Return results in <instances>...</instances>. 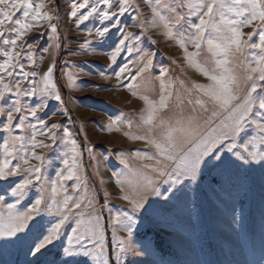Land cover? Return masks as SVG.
Here are the masks:
<instances>
[{
  "label": "snow or ice",
  "instance_id": "obj_1",
  "mask_svg": "<svg viewBox=\"0 0 264 264\" xmlns=\"http://www.w3.org/2000/svg\"><path fill=\"white\" fill-rule=\"evenodd\" d=\"M148 2L152 6V20L146 23L152 27L162 26L163 34L183 50L188 66L205 77L207 83L193 82L184 97L174 93L176 84L166 80L168 70L162 68L157 76L160 81L158 100L140 94V80L153 66V56L146 51L140 52L138 60H127L113 71L112 75L121 82L119 86L144 101L142 124L150 131L156 128L163 131L159 136L125 133L130 139L142 140L154 149L151 154L137 150L134 156L152 161L144 163L142 168L154 175L143 171L140 175L143 187H151L160 202L157 207L146 209L147 200L140 194V182L121 178L133 172L127 154H122L119 162L123 169L114 171L113 176L122 190L126 182L130 183L134 194L125 192L119 197L130 207L115 215L108 208L107 199L102 205L108 209L107 228L111 229L115 245L110 256L104 218L94 208L97 195H88L86 180L79 171L83 152L77 140L69 129L61 131L60 125L48 124V118L37 115L47 108L48 100L61 104L63 100L54 83L55 63L39 76L34 52L37 40L29 42L25 38L47 24L46 31L51 36L41 52L53 45L59 49L58 28L52 23L59 17L48 9L46 0H0V133L4 134L0 137V182L21 176L19 182L4 189L13 202H7L5 194H0V207L4 209L0 211V242L24 249L25 255L33 258L27 264H37L50 246L62 238L66 244L58 254L59 264H74L80 257L87 258L90 264H126L125 257L136 242L137 227L143 219L140 213L170 222L181 211L186 188H199L207 181L214 186L213 191L215 188L223 191L234 183L232 166L236 161L244 165H264V0H171L174 6L160 5L159 0L156 6L153 0ZM69 7L68 15L77 26L90 18L101 23V27L85 29L89 36L95 35L98 39L83 42V49L96 51L91 46L105 44L115 28L119 36L104 53L111 61L109 67L116 65L122 54L132 56L131 45L139 43V34L128 31V26L121 28L119 21L130 10L140 15L138 6L134 7L131 0H70ZM164 10L171 15L164 14ZM190 20L194 22L189 23ZM140 27L144 29L145 25ZM245 28L252 31L245 32ZM44 34L39 33L38 38ZM189 46L194 50L190 51ZM32 65H36V69L25 70ZM134 67L137 70L133 73ZM68 78L69 83L74 84L71 74ZM25 83L27 86L22 87ZM180 86H184L183 81ZM185 103L193 112L208 113L202 131L197 132L199 125L193 127V116L183 115ZM173 106L181 109V113L175 120L165 118L164 114ZM125 123L131 128L132 121H125L124 114L110 117L104 130L119 131ZM249 128L252 134L245 138ZM57 132H60L59 137ZM58 140L65 147L60 156L63 167L56 178L51 179L44 175L51 161L37 149H52ZM87 151L91 153L93 149ZM73 180V193H81L83 189L82 195L68 194L66 182ZM157 180L167 187L161 190L156 185ZM33 190L36 196L30 206L18 207ZM230 211L233 225L243 231V210L238 214L233 205ZM68 224H71L70 234L64 232ZM121 231L126 232V236L119 235ZM132 250L139 256H153L151 242ZM260 264H264V259Z\"/></svg>",
  "mask_w": 264,
  "mask_h": 264
},
{
  "label": "rangeland",
  "instance_id": "obj_2",
  "mask_svg": "<svg viewBox=\"0 0 264 264\" xmlns=\"http://www.w3.org/2000/svg\"><path fill=\"white\" fill-rule=\"evenodd\" d=\"M69 3L70 0H46L48 9L53 10L59 17L52 21L58 28L59 49L53 45L46 52H41V49L48 45L49 36H51V33L46 31L47 24L43 28L35 29L25 38L29 42L37 40L34 52L39 65V76H43L48 67L55 63L54 83L63 100L62 104L54 99L48 100L47 108L37 115L48 118V124L60 125L61 131L67 128L73 133L79 150L83 152L79 171L86 180L88 195L91 196L93 193L97 195L94 208L97 214L103 216L107 228L108 209L102 208L106 199L108 208L115 215L118 211L128 210L130 207L127 201L119 197L125 192L134 194L130 183L126 182L122 190V187L116 183V177L113 176L114 171L120 172L123 169L119 162L122 154H127L128 163L133 172L121 178L125 181L140 182V194L147 200L146 209L149 206L153 208L158 206L159 199L152 194L151 187H143V178L140 175L142 171L154 175L142 168L144 163H152V161H142L134 156L137 150L151 154L154 149L142 140L130 139L125 133L159 136L163 131L161 128L150 131L142 124L144 101L139 96H133L128 89L119 86L121 82L112 75L113 71L127 60H138L141 51L152 55L153 66L141 78L138 89L140 94L147 95L152 100H158L160 95V81L157 76L162 68L168 70L166 80L176 84L174 93L184 97H187V89L191 88L193 82L207 83V80L194 68L188 66L183 50L174 40L168 39L163 34L165 30L162 26L152 27L146 23L152 20V6L148 0H131L134 7L138 6L140 15L137 16L136 11L130 10L119 18L121 28L128 26V31L139 34L137 36L139 43L133 42L131 45L133 48L131 57L122 54L117 64L111 67H109L111 64L109 56L104 53L116 42L119 33L113 28L105 44L94 43L91 46L96 51L83 49L81 47L83 42L98 39L95 35L89 36L85 29L101 27V23L90 18L85 24L77 26L75 20L68 15ZM159 4L174 6L171 0H159ZM153 6H156V0H153ZM180 11H187V9H180ZM164 14L171 15L166 10ZM192 22L194 20L189 21V23ZM141 24L145 25L144 29L140 27ZM244 31L250 32L252 29L245 28ZM42 32L45 33L44 36L38 38V34ZM253 39L256 38L253 37ZM189 50L194 49L189 46ZM200 59L203 61L204 55ZM36 67L32 65L25 70L31 72ZM136 70L134 67L132 72ZM68 74L72 75L74 84L69 83ZM180 81L184 82L183 87L180 86ZM25 86H27L26 83L22 84V87ZM26 99L30 103L33 102L30 98ZM182 111L185 117L191 115L195 118L193 127L200 126L197 132L203 130V120L208 115L207 112L200 110L193 112L187 103L183 105ZM180 113L181 109L173 106L164 115L165 118L175 120ZM120 114H124L125 121L129 119L132 121L131 128H128L125 123L119 131L104 130L110 117ZM251 134L252 129L249 128L244 134L245 138ZM3 135L0 133V137ZM57 136H60V132H57ZM38 139L51 143L44 137H38ZM88 148L93 151L89 153ZM64 150L65 147L59 140L52 149H37L51 161L45 167L46 177L56 178L57 172L63 167L60 156ZM33 163L37 162L33 161ZM232 173L235 177L234 183L223 191L219 188L213 191L214 186H210L207 181L199 188H186L185 195L182 197L181 211L170 222L146 215L144 212L140 213L143 219L137 227V234L134 237L136 242L132 248L139 249L141 245L151 242L153 256H139L130 248L125 257L126 264H260V261L264 259V165H244L236 161L232 166ZM20 179L21 176H15L0 182V194H5L7 202H13V200L6 195L4 189L19 182ZM66 183L69 195L75 197L83 194V189L81 193H73L74 180ZM156 185L161 190L167 187L159 180L156 181ZM35 196L34 190L29 192L28 197L18 207L23 209L30 206ZM233 205L237 207L238 214L241 209L243 210V231L232 223L230 210ZM3 210L0 207V211ZM70 228L71 224L66 225L64 232L70 234ZM107 231L108 251L111 256L115 245L111 240V229L107 228ZM119 235L126 236V232L121 231ZM65 244L66 240L63 238L57 241L50 246L37 264H59L58 254ZM32 259L31 256L25 255V250L19 245H4L0 242V264H27V261ZM74 264H90V262L87 258L80 257Z\"/></svg>",
  "mask_w": 264,
  "mask_h": 264
}]
</instances>
